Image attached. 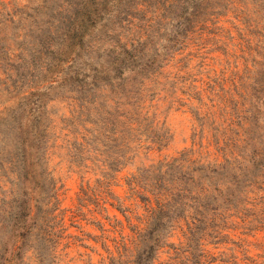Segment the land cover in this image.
I'll list each match as a JSON object with an SVG mask.
<instances>
[{"label": "trees", "instance_id": "trees-1", "mask_svg": "<svg viewBox=\"0 0 264 264\" xmlns=\"http://www.w3.org/2000/svg\"><path fill=\"white\" fill-rule=\"evenodd\" d=\"M39 1L33 13L27 4H14L2 22L12 38L4 44L0 41V74L6 81H13L14 74L23 80L28 74L37 77L36 68H40L49 79L30 81L26 88L12 84L6 92L16 94L4 102L0 93V173L6 176L10 170L14 177L8 184L20 182L35 193L17 203L12 217L14 241L0 251V264H19L32 235L57 245L64 232L62 221H56L59 204L54 200L58 197H46L44 190L52 186L49 167L43 163L47 162L49 128L55 123L46 107L51 100L47 91L67 90L64 96L70 108L72 104L75 108L61 121L70 128L73 125V129H63L73 163L82 167V157L86 168L97 167V189H103L108 203L125 215L128 209L111 190L112 180L134 161L139 149L167 145L169 134L150 118L149 102L154 100V84L172 53L181 49L183 39L226 6L237 10L264 44V0ZM136 11L145 16L151 13L146 25L136 24ZM126 23L136 27L129 36L122 31ZM158 36L166 43L156 45ZM30 43L32 52L27 56ZM92 52L97 59L85 61ZM246 70L247 74L233 81L234 88L213 87L212 105L205 103L208 111L196 115L203 134L206 122L209 126L208 145L215 149L214 159H198L183 150L138 169L127 180L133 194L147 204V215L142 226L132 229V238L116 244L114 251L107 249L104 264L159 261L157 251L176 231L183 238L180 244H169L176 257L200 264L193 247L184 243L219 237L222 223L237 214L244 217L249 210L264 214V54ZM41 250L37 247L35 252L43 264L46 257Z\"/></svg>", "mask_w": 264, "mask_h": 264}, {"label": "rangeland", "instance_id": "rangeland-1", "mask_svg": "<svg viewBox=\"0 0 264 264\" xmlns=\"http://www.w3.org/2000/svg\"><path fill=\"white\" fill-rule=\"evenodd\" d=\"M18 2L29 5L30 13L40 5L39 0H0V39L5 36L0 41L3 44L12 36L9 27L2 22L6 19L9 8ZM175 11L179 9L176 8ZM135 13L137 25H146V20L151 17V13L147 16L142 11ZM39 15L43 16V12ZM238 15L240 14L237 10L221 7L219 14L209 17L210 22L201 24V28L196 29L193 35L183 39V45L179 46L181 49L169 57V65L164 68L163 74L154 84V100L149 102L152 105L150 118L155 120L160 130L169 134V140L161 149L156 147L151 150L139 149L134 161L117 173L112 180L111 190L128 209L125 215L108 203L103 189H97L99 177L97 167L93 166L94 170H89L84 166L87 165V160L82 157H79L82 167L73 163L69 137L63 130L73 129V125L70 128L61 121L63 116H69L70 109L75 108L73 104L70 108V100L64 96L68 94L67 90L52 88L47 91L51 100L46 107L55 123L52 122L49 128L51 138L47 143L48 156L45 157L47 162L43 163L46 168L49 167L47 177L52 186L51 189L44 190L47 192L46 197L48 195L58 197L54 200L59 204L56 221H62L64 232L57 245L41 238L37 239L33 235L29 237L22 250V261L19 264H40L35 252L37 247H42L41 253L46 257L43 264H104L109 257L107 249L114 251L116 244L120 245L126 239L132 238L135 235L132 229L135 226H142L147 215V204L134 195L127 184V180L137 173L138 169L157 164L167 157L177 156L183 150L191 151L195 158L205 161L216 157L215 149L208 145L209 126L206 122L207 130L203 134L196 115L201 113L203 116L208 111L205 103L212 105L209 99L215 98L213 87L234 88L233 81L244 72L247 74V67H253L254 62L262 60L264 54V44L261 43L255 28L246 24L242 16ZM124 26L125 29L122 31L128 36L136 28L129 23ZM167 27L171 29L170 23ZM33 31L35 32V29ZM35 37L31 39L32 43ZM155 42L156 45L166 43L165 39L160 40L159 36ZM32 43L27 56L32 52ZM149 43L148 48L151 51V39ZM91 59H97L94 52L85 57L87 62ZM24 68H20L21 71ZM36 75L37 77L33 78L28 74L22 80L19 75L14 74L13 81H6L4 75L0 74V93L3 97L1 101L4 102L6 97L16 94L6 92V88L12 84L19 83L21 87L23 85L26 88L30 81L40 83L41 80L49 79L44 77L40 68H36ZM15 100L16 98L13 102ZM5 174L6 176L0 173V251L10 247L14 241L12 217L18 209L17 203L28 200L30 192L35 197L33 189L22 186L20 182L17 185L8 184V180L14 177L10 170ZM89 185L93 188L84 192L83 188ZM237 215L222 223L223 232L219 237H207L202 240L196 238L191 243H184L186 247H193L194 256L197 261L200 259V264H264V219L259 218L264 217V214L249 210L244 217L242 213ZM174 235L172 238L168 236L165 238L163 246L155 255V259L159 261L152 264H193L182 257H176L172 244L170 246L169 244H180L183 238L180 231H176ZM52 247H56L54 253L51 251Z\"/></svg>", "mask_w": 264, "mask_h": 264}]
</instances>
